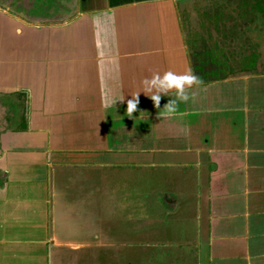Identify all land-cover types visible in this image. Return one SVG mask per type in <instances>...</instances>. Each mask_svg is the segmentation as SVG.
Listing matches in <instances>:
<instances>
[{
    "label": "crops",
    "instance_id": "obj_1",
    "mask_svg": "<svg viewBox=\"0 0 264 264\" xmlns=\"http://www.w3.org/2000/svg\"><path fill=\"white\" fill-rule=\"evenodd\" d=\"M206 2L0 0V264H120L138 221L164 264H264V0ZM188 68L167 115L141 81Z\"/></svg>",
    "mask_w": 264,
    "mask_h": 264
},
{
    "label": "rangeland",
    "instance_id": "obj_2",
    "mask_svg": "<svg viewBox=\"0 0 264 264\" xmlns=\"http://www.w3.org/2000/svg\"><path fill=\"white\" fill-rule=\"evenodd\" d=\"M252 0H207L206 2V7H213V12L220 14L219 21L222 22L226 18H230L232 16L226 17V11H230V9H238V8H243V7H248L251 4ZM238 14L240 12H237ZM185 20L187 21V24L185 28H188V30L192 29V15L189 11L186 13ZM260 14V13H259ZM233 23H240L238 20L239 17L234 16L233 17ZM248 20L250 23H264V17L263 15H258V14H249ZM185 21V22H186ZM138 198V197H136ZM138 210H144L145 212L142 214L143 216L146 217H151L153 219V222L150 223L153 229V232L150 234L155 235L157 234V237L161 238L164 236V228L162 226L161 219H164V211L160 209L154 202H151L149 205H147L146 208L140 209L138 207ZM143 218V217H142ZM160 221V222H159ZM158 222V223H156ZM137 235L135 236V240L131 241L133 244H127L126 246L130 247H135V249H139L137 251L138 254L137 256H131V257H122L120 264H124L123 262L125 261L126 264H164V238L163 239H142V227L145 225L138 221L137 223ZM145 227V226H144ZM128 241L126 240H121V242ZM72 259V257H70ZM58 264H70L69 257H64V256H58L57 257Z\"/></svg>",
    "mask_w": 264,
    "mask_h": 264
},
{
    "label": "clouds",
    "instance_id": "obj_3",
    "mask_svg": "<svg viewBox=\"0 0 264 264\" xmlns=\"http://www.w3.org/2000/svg\"><path fill=\"white\" fill-rule=\"evenodd\" d=\"M199 82V78L192 72L191 68L179 74L170 70L165 71L163 74L158 72L153 73L150 78L146 77L141 81L144 88L143 92L150 93L149 97L156 107H159L160 99L164 96L162 93H167L171 90L175 91V98H170L163 107L167 115H175L178 113L179 102H184L189 99L186 88ZM122 99L123 97L119 100ZM115 101L112 103L114 104ZM138 102L137 92L131 95V99L127 100L124 115L134 119L133 113L137 111Z\"/></svg>",
    "mask_w": 264,
    "mask_h": 264
}]
</instances>
